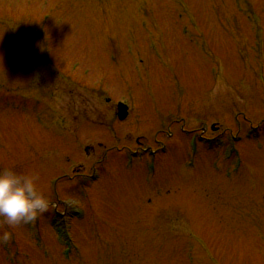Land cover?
<instances>
[{
    "label": "rangeland",
    "instance_id": "1",
    "mask_svg": "<svg viewBox=\"0 0 264 264\" xmlns=\"http://www.w3.org/2000/svg\"><path fill=\"white\" fill-rule=\"evenodd\" d=\"M9 168L53 208L0 264H264V0H0Z\"/></svg>",
    "mask_w": 264,
    "mask_h": 264
},
{
    "label": "clouds",
    "instance_id": "2",
    "mask_svg": "<svg viewBox=\"0 0 264 264\" xmlns=\"http://www.w3.org/2000/svg\"><path fill=\"white\" fill-rule=\"evenodd\" d=\"M38 173L0 170V221L8 225L30 223L50 207L49 199L38 190ZM11 239V233H0V243Z\"/></svg>",
    "mask_w": 264,
    "mask_h": 264
},
{
    "label": "water",
    "instance_id": "3",
    "mask_svg": "<svg viewBox=\"0 0 264 264\" xmlns=\"http://www.w3.org/2000/svg\"><path fill=\"white\" fill-rule=\"evenodd\" d=\"M120 115H121V113H120ZM123 116V115H122ZM122 116H120V117H122Z\"/></svg>",
    "mask_w": 264,
    "mask_h": 264
}]
</instances>
